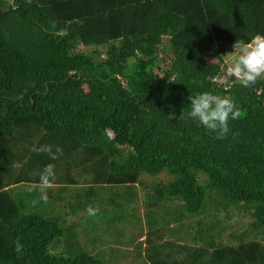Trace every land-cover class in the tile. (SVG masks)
<instances>
[{
    "label": "trees",
    "instance_id": "trees-1",
    "mask_svg": "<svg viewBox=\"0 0 264 264\" xmlns=\"http://www.w3.org/2000/svg\"><path fill=\"white\" fill-rule=\"evenodd\" d=\"M257 34L264 0H0V264H264V77L224 68ZM204 91L241 111L223 139L187 118Z\"/></svg>",
    "mask_w": 264,
    "mask_h": 264
},
{
    "label": "clouds",
    "instance_id": "clouds-1",
    "mask_svg": "<svg viewBox=\"0 0 264 264\" xmlns=\"http://www.w3.org/2000/svg\"><path fill=\"white\" fill-rule=\"evenodd\" d=\"M233 50L229 53V71L242 87H250L264 77V34H257L249 40L238 39L232 45ZM190 110L187 118L203 126L206 130L215 133L218 139H223L230 131L229 120H236L241 115L237 104L227 96L213 94L204 91L188 98ZM34 151L45 153L51 160L58 159L60 150L53 151L51 145H42ZM39 183L43 186L39 201L48 199L46 189L51 187L56 179L55 165L47 164L38 173ZM39 201H33L37 203ZM87 212L95 216L99 208L89 206ZM23 245L16 242L15 251L20 253Z\"/></svg>",
    "mask_w": 264,
    "mask_h": 264
},
{
    "label": "rangeland",
    "instance_id": "rangeland-1",
    "mask_svg": "<svg viewBox=\"0 0 264 264\" xmlns=\"http://www.w3.org/2000/svg\"><path fill=\"white\" fill-rule=\"evenodd\" d=\"M78 49H84V50H88L89 48H84V47H82L81 45L80 46H78L77 47ZM99 50H101V51H104L105 50V48L104 47H99ZM231 52V51H230ZM229 49L228 50H226V52H225V55H224V68H226V74H228V73H230V71H229ZM103 56V55H102ZM161 178H163V180L165 181V182H168L169 181V179H170V177L169 176H167V175H165L164 174V176H162ZM202 179L204 180V177H202ZM150 178L149 177H147V181H149L150 182ZM140 196L142 195V194H139ZM61 212V218L63 219V220H65L66 219V223H67V225H70L73 221H77V219H78V217H79V215H78V213H73V214H71L69 217L68 216H65L64 214H62V211H60ZM142 215H143V213H142ZM143 219H144V215L143 216H141ZM221 217H223V216H221ZM144 222V221H143ZM222 222V221H221ZM145 223V222H144ZM224 225H225V230H224V233L226 234V233H228V232H230V231H235V232H240V231H242V229H243V227L245 226V224L247 223V221H245L244 220V218H242V217H239L237 214H233V216L231 215V217L230 218H228L227 217V220L225 221V222H222ZM221 223V224H222ZM222 224V225H223ZM174 226H175V224H174ZM129 227V225L128 224H124V229H122L123 231H124V238L126 239V240H128L129 238H131V237H134V244H138V243H140V242H143V241H145V239H146V233L148 232L147 231V229H146V226L143 224V226L142 227H138L137 228V230L135 231V232H133V229H130V228H128ZM137 227V226H136ZM77 229H78V233H81L82 232V230L80 229V226H77L76 227ZM135 228V227H134ZM126 233H127V235H126ZM131 233H134V234H131ZM131 234V235H130ZM228 238H230V236L228 235L227 236ZM168 238V236H167V234H165V237H164V239H167ZM59 240V239H58ZM56 241L57 240H55L53 243H56ZM121 246H118L116 249H118V250H120V251H122V252H124V251H127V252H129V254H128V257H126V258H124L123 260H118V261H112L113 262V264H134V262L133 261H131V256L133 255V253H131V252H133V247L131 246V245H129V246H127L128 244H120ZM60 246L61 245H59V244H57V247H58V250L55 252V253H58V251H59V248H60ZM131 251V252H130Z\"/></svg>",
    "mask_w": 264,
    "mask_h": 264
},
{
    "label": "crops",
    "instance_id": "crops-1",
    "mask_svg": "<svg viewBox=\"0 0 264 264\" xmlns=\"http://www.w3.org/2000/svg\"><path fill=\"white\" fill-rule=\"evenodd\" d=\"M139 223H140V222H139ZM125 224H128L129 226H134V224H132V223H125ZM143 224L146 225V223H144V222H143ZM70 225H73L74 227L80 226V229L82 230V232H83L84 234L87 233V231L84 232V226L87 225L86 222H85V224H84V223H82V224H77L76 221H73ZM139 226H141V224H139ZM77 230H78V229H77ZM81 234H82V233H81ZM120 246H121V245H120Z\"/></svg>",
    "mask_w": 264,
    "mask_h": 264
}]
</instances>
